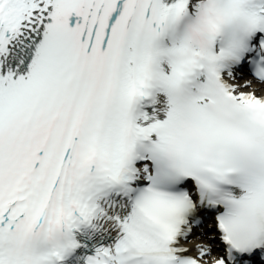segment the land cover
<instances>
[{"label": "snow or ice", "instance_id": "snow-or-ice-1", "mask_svg": "<svg viewBox=\"0 0 264 264\" xmlns=\"http://www.w3.org/2000/svg\"><path fill=\"white\" fill-rule=\"evenodd\" d=\"M0 264H264V0H0Z\"/></svg>", "mask_w": 264, "mask_h": 264}]
</instances>
